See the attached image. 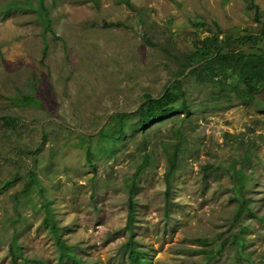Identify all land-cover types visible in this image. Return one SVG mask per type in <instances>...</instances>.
Wrapping results in <instances>:
<instances>
[{"label":"rangeland","instance_id":"obj_1","mask_svg":"<svg viewBox=\"0 0 264 264\" xmlns=\"http://www.w3.org/2000/svg\"><path fill=\"white\" fill-rule=\"evenodd\" d=\"M128 1L0 0V264L12 240L17 264H75L43 225L44 199L88 264H130L129 239L147 264H264V84L244 101L227 78L177 74L216 32L258 35L249 4L264 21V0ZM176 80L189 113L134 128L146 95L167 98ZM117 114L125 135L111 145L97 131Z\"/></svg>","mask_w":264,"mask_h":264},{"label":"trees","instance_id":"obj_2","mask_svg":"<svg viewBox=\"0 0 264 264\" xmlns=\"http://www.w3.org/2000/svg\"><path fill=\"white\" fill-rule=\"evenodd\" d=\"M126 2L130 5L128 0H126ZM249 7L254 10V19L262 21L261 23L263 24L264 21L258 13V6L251 3ZM43 18L44 24L47 26L49 20L46 17ZM219 34L218 32L212 34L206 41H200L201 44L194 43L193 52L187 56L186 62L177 74L182 75L189 69V73L195 74L201 81H207L210 84L220 81L216 79L218 77L227 78V83L230 84V87L242 98V100H253L256 97V92L262 89L264 84V29H261L258 35L249 34L236 38L230 35H224L219 38ZM233 42L241 45L249 43L250 45H248V49L235 51L231 49V44ZM179 84V80L174 81L167 98L146 95L145 100L136 110L137 118L133 127L143 130L152 122L172 115L177 109L183 110L188 114L189 107L184 97L181 99L180 103H175L177 92L180 91ZM180 94L183 96L182 93ZM23 99L24 102L26 101L28 104L39 105V101L32 99L30 96L26 95ZM125 115L126 114H117L115 122H109L97 131L98 136L103 140L108 139L111 145L123 138L126 126L123 120ZM176 132L178 135L181 134L180 129H177ZM179 145L180 142L178 140L174 142L167 156V164L164 171L167 194H169L170 190V179L174 175L179 164ZM93 155V152L87 147L85 149V159L90 165L92 164ZM30 177L33 179L34 174L31 173ZM26 186L29 187V183H27ZM133 190L134 183H132L128 189V212L130 217L134 209L132 199ZM237 195L238 197H236V199L240 207L237 216H239L242 211H249V208L246 206V200L243 194L239 191ZM49 203L48 199H44L43 206L45 216L43 218V225L53 234L55 243L58 247L59 258H70L75 264H88L76 257L72 252L71 246L64 243L62 237L59 235ZM127 226L131 231L132 223L130 220ZM125 246L127 247V255L130 259V264H147V261L141 257L142 250L134 248L132 239H129ZM10 249L12 253V263L17 264L16 254H20V250L14 240H12Z\"/></svg>","mask_w":264,"mask_h":264}]
</instances>
